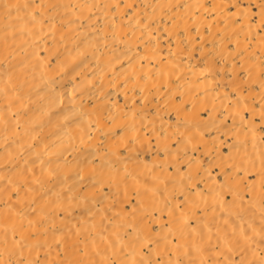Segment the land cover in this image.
I'll list each match as a JSON object with an SVG mask.
<instances>
[{
    "label": "bare ground",
    "instance_id": "1",
    "mask_svg": "<svg viewBox=\"0 0 264 264\" xmlns=\"http://www.w3.org/2000/svg\"><path fill=\"white\" fill-rule=\"evenodd\" d=\"M0 264H264V0H0Z\"/></svg>",
    "mask_w": 264,
    "mask_h": 264
}]
</instances>
